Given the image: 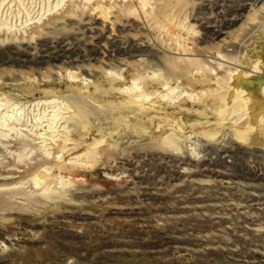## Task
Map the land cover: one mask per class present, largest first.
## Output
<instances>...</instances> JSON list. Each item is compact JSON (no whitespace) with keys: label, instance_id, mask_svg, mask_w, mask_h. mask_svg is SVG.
Returning <instances> with one entry per match:
<instances>
[{"label":"rangeland","instance_id":"1","mask_svg":"<svg viewBox=\"0 0 264 264\" xmlns=\"http://www.w3.org/2000/svg\"><path fill=\"white\" fill-rule=\"evenodd\" d=\"M137 4L0 0V264H264V0Z\"/></svg>","mask_w":264,"mask_h":264},{"label":"bare ground","instance_id":"2","mask_svg":"<svg viewBox=\"0 0 264 264\" xmlns=\"http://www.w3.org/2000/svg\"><path fill=\"white\" fill-rule=\"evenodd\" d=\"M131 1H133L135 3L138 2L139 4H137V5H142L143 6V5H145L147 3L148 0H131ZM4 26L7 27V24L4 23L3 21H0V27H4ZM9 28L10 27H8V29ZM261 93H262V95L264 97V86H262ZM137 97L140 98V97H142V95L139 94V95H137ZM48 103H50V102H47V104ZM2 105H3V103L0 102V107ZM54 105L55 106H53V105H49V106L48 105L47 106L44 105V106H46L47 109L50 108V112H45L46 109H43L42 112H39L38 111V104H36L34 106H31L30 108H27L26 106H23V105H15L14 107H12V110H10L11 112H7V110H5L3 112L0 111V138H7L8 136H10V132H16L17 134L22 135V137H24L25 140L32 141L34 138L32 139L31 135H34V136L36 135L35 129L37 127H39V126H42V120L46 119V116H49V118L46 119L45 121L47 123V127H48L47 129L50 132L49 137H50V139L52 141H55V137H57V134H53V133L58 132V130H57L58 128L56 126L57 123H58L57 120H59L60 118L63 119V117H62V114H60V112H59L60 109H61V106L58 105V104L57 105L54 104ZM223 110L224 109L222 107V108H220L218 110V112L222 113ZM34 111H35V114H33ZM29 113L32 116L33 123L30 122V118H29V115H28ZM259 119L264 121V115L262 117H260ZM65 123H67V120H65L64 124L60 125V126H62V128H63L65 133H68V132H70V128L69 127L65 128ZM22 125H24V126H22ZM261 130L264 131V126H263V128ZM37 135L41 136L42 133H37ZM41 137L39 139L41 141V143H42L41 147H44L45 146V140H46L45 138L46 137L45 138L43 137L42 139H41ZM57 140H58V138H57ZM59 140H61L60 141L61 145L62 144L65 145V142L70 140V139L68 138L67 135H64V137L60 138ZM0 141H2V140H0ZM24 142H26V141H24ZM47 147H48V145H47ZM24 148H22V147L16 148L14 150V151H16L15 157H17L18 159L22 158L24 156V150H25ZM220 151H221V148H220ZM46 153L48 155L50 154L49 152H46ZM74 160H75V158H74ZM11 165H13V164H11ZM7 166L8 165H5V164L2 167L0 166L1 167L0 176L2 175L3 172H5L6 174H12V172H14V171L9 172V170L6 171L5 168H7ZM15 173H16V171H15ZM47 173H49V169L45 167V168H43V171H39L38 170L36 172H33L30 175V179L32 180L31 182L35 186H38V185L40 186V190L39 191H41L42 194H46L49 191H51V189L48 186V183L46 182ZM10 178H12V177H10ZM28 182H29L28 180L27 181L24 180V182H17L18 186L17 185L16 186L13 185L14 187H12V188H10V187L6 188L5 186L2 187L0 185V200H3L4 198H15L16 195H21V197L24 196L25 198H29L28 196L34 197L33 195H36V194H32V193L35 190L30 192V191H25L23 189V186H25L26 183H28Z\"/></svg>","mask_w":264,"mask_h":264}]
</instances>
